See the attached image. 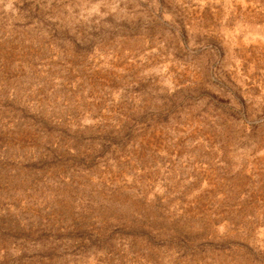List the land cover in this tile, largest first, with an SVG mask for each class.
Here are the masks:
<instances>
[{
    "label": "rangeland",
    "instance_id": "rangeland-1",
    "mask_svg": "<svg viewBox=\"0 0 264 264\" xmlns=\"http://www.w3.org/2000/svg\"><path fill=\"white\" fill-rule=\"evenodd\" d=\"M0 264H264V0H0Z\"/></svg>",
    "mask_w": 264,
    "mask_h": 264
}]
</instances>
